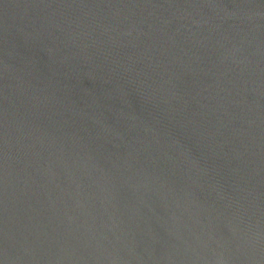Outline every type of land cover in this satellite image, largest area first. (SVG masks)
Here are the masks:
<instances>
[{"label": "water", "instance_id": "1", "mask_svg": "<svg viewBox=\"0 0 264 264\" xmlns=\"http://www.w3.org/2000/svg\"><path fill=\"white\" fill-rule=\"evenodd\" d=\"M0 264H264V0H0Z\"/></svg>", "mask_w": 264, "mask_h": 264}]
</instances>
